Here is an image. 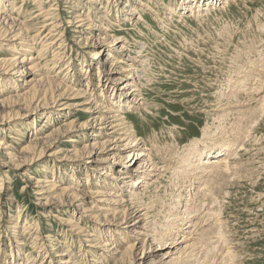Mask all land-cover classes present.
Instances as JSON below:
<instances>
[{"label":"rangeland","instance_id":"1","mask_svg":"<svg viewBox=\"0 0 264 264\" xmlns=\"http://www.w3.org/2000/svg\"><path fill=\"white\" fill-rule=\"evenodd\" d=\"M233 1L225 4L218 1L219 5L217 3L211 7L204 20L197 21L190 13L179 11L180 6L187 3L186 0H13L8 11L10 18L16 20L18 26L11 25L14 26L12 29L0 22V31L7 32L1 39L4 40L5 35L10 38L15 34L19 39L27 38V45H17L13 53L6 50L13 41L3 42L5 46L0 44V59L19 60L24 54L36 64L37 76L55 79L53 83H48L50 86L44 85L47 91L44 92V88H41L43 93L37 94L34 101L38 96H41L42 101L43 97L48 101L62 90H67V95L78 92L80 97L76 101L82 107L71 113L57 109V112H53L56 115L46 119L39 115H27L25 103L32 102L27 97L21 98V105L16 107L12 103H5L10 108H3L5 110L2 109V115H10L12 123L10 126L6 123L0 126L1 141L9 146L7 153H11L9 158L5 153L0 156V264H61L67 259L68 264H115L117 257L132 243L128 240V235L109 232L108 226L103 225V217H96L98 207L102 205L100 193H92L86 197L77 195V199L72 200L73 205H70L71 200L67 198L63 205L53 198L47 203L44 193L37 195L36 190L40 189L32 188L35 184L29 178L41 181L51 179L53 184L63 187L72 186L77 179L84 183L79 171H70L71 162L51 157L41 161H29L30 156H26V161L21 158L23 153L20 150L28 142L39 140L54 130L58 131L62 123L72 122L79 127L91 123L93 115L88 111L91 106L87 102L93 104L92 97L99 95V90L89 98L91 91L85 90L84 78L86 69L95 62L90 46L98 36L106 38L110 47H114L113 39L120 38L130 49L132 57H137L140 52L141 58L145 60L143 67L149 68L137 79L144 110L141 114L137 111L122 113L127 117L125 127L134 126V134L151 150L157 166L166 170L159 179L157 189L154 187L158 183L147 190L145 195H140L144 202L141 200L139 205H148L150 210L148 220L152 223L154 219L156 226L164 227L170 215L178 211L171 204L176 200L183 208L189 198L187 204L192 215L188 217L194 218L188 230L191 235L180 234L177 243L184 237L188 240L182 245V248L186 246L182 256L190 251L191 244L195 245L192 254H189L190 258L185 257L182 264H264V0ZM135 2L144 5L140 7ZM79 19H83V26L76 27L82 24L77 23ZM52 24H55V30L52 29L54 35L57 33L54 42L61 41L59 48L62 51L59 53L54 50L59 43L54 48L50 45L53 33H48L51 28L47 27ZM16 32L22 36H18ZM16 41L22 43L21 39ZM45 45L47 49H44ZM53 50L57 53L55 56ZM105 57L107 58L104 55L103 59ZM138 59L137 66L141 62ZM140 68L139 65V71ZM0 79L9 84L6 88L3 83L0 84V99L11 98L28 90L24 89L23 92L20 91L21 87H16L23 85L24 80L13 74ZM55 82L60 85L54 84ZM96 83L98 81L95 76L94 84ZM113 88L117 90V87ZM105 96L100 94V97H96L98 104H105L107 109ZM112 98L115 101V95ZM107 100L109 104L111 101ZM38 101L35 103H39ZM97 118L101 117L98 115ZM209 132L216 134L217 142L231 140L235 142L234 148L237 145L240 147L233 156L226 159L228 162L221 165L220 174L211 172L212 174L201 175L190 170L188 175L179 178L175 172H179L182 158H193V152H190L192 147L203 149L202 145L207 139L205 135ZM89 135L91 133L74 131L67 138H58V143L52 142L49 150H62L56 157L63 156L64 151L71 149V144L67 141L69 137L78 138L81 148ZM60 137L63 136L60 134ZM205 145L217 148L209 142ZM157 151H160L159 155ZM114 166L115 173L118 170L116 166L119 165ZM100 171L90 177L92 179L89 186L92 184L93 192L105 190L102 179L96 178ZM191 184L196 189L188 194L193 190ZM76 206L81 210H89V213L95 215V219L80 217L78 220L81 211ZM109 238L115 242L127 243V246L119 244L117 252L111 256ZM105 240L109 247L105 246L106 242L103 243ZM119 263L129 264L127 260L116 264Z\"/></svg>","mask_w":264,"mask_h":264},{"label":"bare ground","instance_id":"2","mask_svg":"<svg viewBox=\"0 0 264 264\" xmlns=\"http://www.w3.org/2000/svg\"><path fill=\"white\" fill-rule=\"evenodd\" d=\"M218 1L219 2L223 1L225 4L230 0H186L187 3L184 6H180L179 11L182 12V10H184L186 13H190L194 17V20H197V21L198 20H204V18L206 17L205 15H207L208 12H210V9H212L211 7L217 5V3L219 5ZM188 2H190V5H187ZM88 3L89 2L87 1V4ZM11 5H13V0H0V22L2 24H4V26L6 25L8 27H10L11 25H14V24H16L18 26L16 20H14L13 18H10L11 14L8 10H9V7H11ZM135 5L141 7L144 4H142L141 2H135ZM157 5H159V4H157ZM152 7H154V6H152ZM3 8H5V11H3ZM42 9H44V8H42ZM89 9H90V7H89ZM134 9H133V11L135 12ZM144 9H146V7H144ZM71 10H72V8H71ZM130 12H131V10H130ZM185 12H183V14ZM153 13H154V11H153ZM171 13H173V11ZM212 13H213V11H212ZM49 16H50V14H49ZM179 16L183 17L182 14L181 15L179 14ZM79 17H80V15H79ZM79 17H77V18H79ZM53 18H55V17H53ZM75 18H76V14H75ZM82 20L83 19H79V22H77V23L81 22L82 24H80L79 26H76V27L83 26ZM140 21H142V20H140ZM108 22H110V21H108ZM142 23L144 24V22H142ZM84 25H85V23H84ZM108 25H110V24H108ZM54 26H55V24L49 25L47 27V29L50 27L51 29L48 30V33H53V35L51 34L52 38L50 39L51 40L50 45L52 48H54L55 45L57 43H59L58 47L54 49L57 53H59V51L61 50L59 48L61 41L58 40V42H54L55 36L57 35L56 32H55L56 35H54V32L52 31V29H54ZM95 26H97V25H95ZM13 27H12V29H13ZM45 27H43V28H45ZM23 31H22V33H23ZM8 32H9V30H8ZM5 33H7V32H5ZM5 33H2V31H0V44H1V46H5V45H3V42L13 41V43H11L9 46L6 47L7 51H11L14 53L15 49H17V45L23 46V44L27 41L26 40L27 38H20L22 43L17 42L16 40H20V39L17 38V36L15 34L10 36V38L7 37V35H5L4 40H2L3 39L2 37ZM10 33H12V32H10ZM102 33H103V31H102ZM16 34L18 35L17 32H16ZM18 36H22V35H18ZM49 36H50V34H49ZM112 38L113 37H111V39ZM85 39L87 41H89V38L85 37ZM46 40H45V44L47 43ZM91 41H92V39H91ZM106 41H107L106 38H101L98 36L94 40V42L91 44L90 47L92 49V52L94 53L93 59L95 62L91 63L93 66L86 69V77L85 78L83 77V78L85 79V83H84L85 87H86L85 90L89 89V91H91L89 98L92 96H95L94 92L96 90H99V95H96L97 97H100V94L103 96L106 95L105 96V102L108 105L107 109H106L105 104H98L99 100H97L98 98L96 96H95L96 98L92 97L93 104H92V102L91 103L87 102V104L91 106L90 109H88V108L87 109L93 115V117H92L93 119H91V123H86V125H83L80 127L75 126L72 122L62 123L59 126V128L57 129L58 131L54 130V131H52V133L45 135L43 138H40L39 140L35 139L36 141L28 142V144H26L25 147H23V149L20 150L23 153L21 158L23 157V159L25 161L27 160L26 156H30V157H28L29 161H30V159H34V161H37V160L41 161L46 157H51L54 159L60 158V160L67 159V161L71 162V166H69L70 171L71 172H72V170L79 171V175L81 176V179L84 180V183L79 182V180L77 179L76 181H74L72 186H69V187H63V186H58L57 184H53V181L51 179H48V180L45 179V181L44 180L41 181V180L29 178V180L30 181L32 180L35 184L34 187H32V188L38 187L40 189V190H36L38 192L37 195H39L40 193L41 194L44 193L43 197L45 196L47 203L50 200V198H53L54 200L59 202V204L63 203V205H64V203H65L64 199L67 198L68 200H71L70 205L71 204L73 205L72 200H76L79 195L81 197H86L87 195H91L92 193H94V194L100 193L102 195V197H101L102 205L100 207H98V210H97L98 215H96V217H98L100 215L103 217L104 224L103 223L102 224L105 226H108L107 228H109L108 229L109 232H119V233H122L123 235H126V236L128 235V240L132 241V243L127 246V243L123 244L124 242L119 243V242H115L114 240H112V238L108 239V245L112 246V248L115 247V248H113L114 250H112V248L110 249V251H112L111 256L115 255V253L118 250L116 247L119 246V244H120V246H124V245L127 246L124 253H121L120 256L117 257L116 263H118L120 261L122 263L123 260H127L129 262V264H182V261L184 260V258L186 257V259H187L189 257L190 252L192 254V251L194 250V245H195V244H191L190 251L187 254H185L184 256H182V251H184V248H186V246H184L182 248V245L186 244V241H188V240H186V238L184 237V238H181L180 243H177V240H178V237L180 234H183V236L186 235L189 237L191 235V231H188V230L191 228L192 220L194 218L188 217V215H192L190 212L191 210L189 209L190 206H188V204H187L190 199L186 196L188 198V201L183 206L184 209L182 208V206H180V204L178 202H176V200H175L176 203L174 202L173 204H171V205H173L172 207L178 211H174V214L170 215V217L167 221V225H165L164 227L163 226H156L154 219H153L152 223L148 220L150 210L147 207L148 205L146 207H142L139 205V202H141V200L143 199L140 197V195H145L147 190H149L152 186H154V184L158 183L159 179L161 178L162 173H166V170L159 168L157 166L154 158L152 157L153 155L151 154V150L146 146V144L144 142H142L141 139H138V137L134 134V132H133L134 126L129 127V128L125 127V119L127 117H124L122 114V113H125L126 111L132 112V113L137 111V112H140L139 114H141V111L144 110V101H142L140 94H139V91H138L140 86H139V83L137 82L139 80H137V79H140L141 75L144 74L143 72L149 68L143 67V66H145V60L143 58H141L140 52L138 51L139 53H138L137 57H132V55L130 54V49L125 46V42L123 40H121L120 38L119 39H116V38L113 39V41H115L114 47L112 45H111L112 47L107 45ZM85 43H87V42H85ZM48 44H49V42H48ZM65 44H64V46H65ZM28 45H29V43H28ZM85 46H83V47H85ZM43 47H44V49H47L46 45ZM30 48H31V45H30ZM44 49H42V50H44ZM141 49H142V45H141ZM42 50L40 52H42ZM54 50L52 53H54ZM142 51H143V49H142ZM57 53H54V56ZM91 55H92V53H91ZM104 55L107 56V58L105 57V59H103ZM138 58L141 59V62L139 64L141 67L140 71L138 69L139 65L137 66V64L139 62ZM261 65H262V63H261ZM247 66L249 67V65H247ZM258 66H260V65H258ZM238 67H240V65H238ZM248 67H246V68H248ZM242 68H243V66H242ZM257 69H258V67H257ZM254 70H256V68ZM36 71H37L36 70V64H33L32 60L26 58L24 54L21 55V58L19 60L14 59L12 61V59L11 60L0 59V78L6 79L8 75L13 74V75H15V77H20L24 80L23 85H16V87H19V88L21 87L20 91H23V92H24V89L25 90L28 89L24 93H19V94H16L15 96L13 95L14 97H11V98L8 97L5 99H0V109H1L0 110V126L4 123H6L10 126L12 123L10 115L8 117H6V114L2 115L1 111L3 108H10L5 103H8V104L12 103L16 107L18 105H21L20 104L21 98L25 99L27 97V99L29 101L32 100V102L30 101L28 103H25L24 108L27 112V115H30V116L31 115H39L40 118H46V117L48 118V116L50 117L52 115H56L57 113L56 114H54V113L57 112V109H60L63 112L67 111L66 113H69V112L71 113L72 110L76 111V109L82 107V104L80 102L76 101V99L78 97V94H77L78 92L71 93V94L68 93L69 95H67V90H64V91L62 90V92L60 94L55 95V97H52L51 100H48V101H47L46 97H43L44 102L42 101L41 96L40 97L38 96L37 100H39L38 101L39 103L36 104L35 102L37 100L34 101V99H35V96L37 94L43 93V89H41V88H44V92L47 91V88L45 89L44 85L50 86L49 84L53 83L52 81L55 80L52 77H47V76L41 77L39 75L40 73L38 74L39 76H37ZM248 71H249V69H248ZM250 73H253V72H250ZM255 73H256V71H255ZM244 74H246V73H244ZM95 76H96V79L98 81V83H96V84H94V77ZM235 76H237V75H235ZM38 77H39V79H38ZM235 80H236V78H235ZM253 81H255V80H253ZM147 82H151V81L147 80ZM1 83H3V86L5 88L9 85L0 79V84ZM229 83H232V82H229ZM244 83H246V82H244ZM54 84H59V83L55 82ZM110 84H112L113 87L114 86L117 87V90H115ZM29 85H31L30 88H29ZM239 85H240V83H239ZM48 86H46V87H48ZM227 86L229 87V84ZM254 87H256V86H254ZM5 88H3V89H5ZM252 88H250V89H252ZM12 89H14V88H12ZM235 89H237V88H235ZM242 89L239 91L241 92ZM247 89H249V88L247 87ZM114 95H115V101H114V98H112V97H114ZM231 95H233V94H231ZM51 96H53V95L51 94ZM107 99H110V101H111V102H109V104H108ZM230 100H231V98H230ZM4 110L5 109H3V111ZM19 111H21V110H19ZM145 111H146V109H145ZM14 113H15V111H14ZM98 115L101 117L100 119L97 118ZM222 123H225V122H222ZM214 127H215V125H214ZM233 128H235V127H233ZM10 129L11 128H9V130ZM216 129H217V127H216ZM14 130H16V128ZM238 130H240V129H238ZM74 131H84V133H86V134L91 133V135H89V138L87 139L86 144L81 148H79L81 143H79L80 140L78 138L69 137L67 141L69 144H71V149L66 150V152L64 151L63 153H65V154L63 156L56 157L58 154L61 153L62 150H58L56 152H51L49 149L52 147V142L58 143V141H56V140H60L58 138H67L68 135H70ZM18 132L19 131H17V133ZM57 134H59V135H57ZM60 134L63 137H60ZM223 134H225V133H223ZM239 134H241V133H239ZM220 135H222V134H220ZM234 135L236 136V134H234ZM205 136H207V139L205 140L204 144L202 145L203 149L198 150L197 148L192 147L190 152H193V158H190V159L185 158V157L182 158V161H181L182 170H181V168H179L181 171L179 170V172H177L178 170H176V172H175L178 177L188 175L187 172H190V170H193V172H196V173H200L201 175L212 174V173L217 174V172H218V174H220L219 171H220L221 165L223 163L228 162V161H226V159L229 158L230 156H233V154L236 152L237 148L240 147V145H237V147L234 148L235 142L233 143L231 140L230 141H224V142L222 140L221 142H217L216 141L217 140L216 134H213L211 132H209ZM226 136H228V135H226ZM241 137H242V135H241ZM206 142L213 144V147H217V148L206 147V145H205ZM34 146H36L37 148H35ZM141 146H143V147H141ZM191 146H194V145H191ZM0 150L5 151V152L0 153V156H2V154L5 153L4 155H6L9 158V154H11V153L9 152V154H8L7 152L10 150V148L8 145H6L4 142L1 141V138H0ZM159 152L160 151H157L158 155H159ZM164 152H165V150H164ZM166 160H167V157H166ZM35 164H37V163H35ZM115 164L119 165V166H116V167H118V170L115 171V173H114L113 167H115L114 166ZM98 170H101V171L99 172V174L96 178L102 179L103 188L106 191L105 190H102V191L96 190L95 192H93L94 189H92V187H91L92 184L89 186L90 179H92L90 177L92 175L94 176V174ZM228 173H229V171H228ZM20 174H22V173H20ZM230 176H232V175H230ZM4 177H5V175H4ZM183 182H185V181H183ZM43 184H45V186H43ZM198 184H200V183H198ZM158 185H159V183L154 188L157 189ZM205 185H206V183H205ZM190 187L193 190L190 191L188 194L192 193L196 189L195 185H193V184H191ZM196 194L198 195L199 193L197 192ZM142 201L144 202V200H142ZM93 206L97 207L96 205H93ZM76 208H78L81 211L79 217H77L78 220L80 219V217L88 219V220H94L95 219V215L92 213H89V210H81L79 208V206H76ZM178 217H181V218H178ZM193 217H195V216H193ZM19 218H20V216H19ZM19 218H18L17 222L19 221ZM178 219H180V220H178ZM176 220H178V222ZM17 222H16V226H17ZM75 225L76 224H74V226ZM158 228H161V229H158ZM78 230H80L79 227H78ZM116 234H118V233H116ZM189 240H191V238ZM105 242H106L105 246L107 247L108 246L107 240H105L103 243H105ZM99 244L101 245L102 243L99 242ZM101 247H102V245H101ZM206 250H209V249L207 248ZM61 264H68V259H67V261L63 260V262Z\"/></svg>","mask_w":264,"mask_h":264}]
</instances>
